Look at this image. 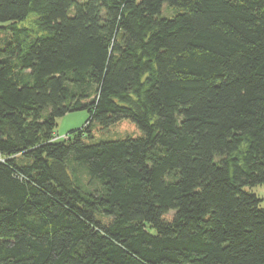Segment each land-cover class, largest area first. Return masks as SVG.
I'll use <instances>...</instances> for the list:
<instances>
[{
    "label": "trees",
    "instance_id": "trees-1",
    "mask_svg": "<svg viewBox=\"0 0 264 264\" xmlns=\"http://www.w3.org/2000/svg\"><path fill=\"white\" fill-rule=\"evenodd\" d=\"M0 24V264H264V0H0Z\"/></svg>",
    "mask_w": 264,
    "mask_h": 264
},
{
    "label": "rangeland",
    "instance_id": "rangeland-1",
    "mask_svg": "<svg viewBox=\"0 0 264 264\" xmlns=\"http://www.w3.org/2000/svg\"><path fill=\"white\" fill-rule=\"evenodd\" d=\"M167 9L168 5H164L161 14L162 16L168 17L171 15V13L167 14ZM88 118L89 113L86 110L68 113L65 116L59 118L57 120L58 125L56 129L57 138L62 140L72 130L82 128L86 124ZM94 132L97 139H119L124 137H137L141 134L140 130L136 127V125L130 120L126 119L111 126L109 129L102 130L97 127ZM248 191L257 194L259 197L264 199V185H259L250 188ZM170 215H172V213Z\"/></svg>",
    "mask_w": 264,
    "mask_h": 264
}]
</instances>
